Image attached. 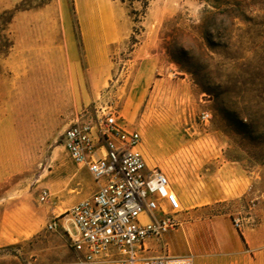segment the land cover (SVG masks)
Here are the masks:
<instances>
[{
    "label": "rangeland",
    "instance_id": "obj_1",
    "mask_svg": "<svg viewBox=\"0 0 264 264\" xmlns=\"http://www.w3.org/2000/svg\"><path fill=\"white\" fill-rule=\"evenodd\" d=\"M3 12L13 48L0 54V264H78L45 226L97 190L63 146L94 107L138 129L148 165L171 177L185 210L174 255L264 264V0H152L146 12L139 1L0 0Z\"/></svg>",
    "mask_w": 264,
    "mask_h": 264
},
{
    "label": "built area",
    "instance_id": "obj_2",
    "mask_svg": "<svg viewBox=\"0 0 264 264\" xmlns=\"http://www.w3.org/2000/svg\"><path fill=\"white\" fill-rule=\"evenodd\" d=\"M199 120L207 124L211 113L202 112ZM63 146L97 185L45 226L66 239L78 264H196L192 255L171 253L166 239L180 229L185 210L169 174L148 165L138 129L113 109L94 107L72 121ZM50 197L43 190L39 201Z\"/></svg>",
    "mask_w": 264,
    "mask_h": 264
},
{
    "label": "trees",
    "instance_id": "obj_3",
    "mask_svg": "<svg viewBox=\"0 0 264 264\" xmlns=\"http://www.w3.org/2000/svg\"><path fill=\"white\" fill-rule=\"evenodd\" d=\"M122 3H126L129 1L131 4H133L135 1H139L142 3L143 11H147L150 2L152 0H119ZM45 4V3H43ZM40 7V6H39ZM13 19V15L11 16L8 12L0 13V54L3 56H7L9 54V51L11 48H13L12 43H10L8 37L3 35V32L7 29V26L11 23ZM240 237L242 241L245 243V239L242 234H240Z\"/></svg>",
    "mask_w": 264,
    "mask_h": 264
},
{
    "label": "crops",
    "instance_id": "obj_4",
    "mask_svg": "<svg viewBox=\"0 0 264 264\" xmlns=\"http://www.w3.org/2000/svg\"><path fill=\"white\" fill-rule=\"evenodd\" d=\"M67 78H68V76H67ZM67 78H66V81H67ZM72 78H73V77H72ZM66 81H65V84L68 83V81H67V82H66ZM69 82H70V81H69ZM68 84H69V83H68ZM80 168H82V167H80ZM83 169H85V168H83ZM85 170L88 172L87 169H85ZM88 173H89V172H88ZM89 175H90V174H89ZM90 176H91V175H90ZM82 201H83V200H82ZM80 202H81V201H80ZM166 240H167V242H168V244H169V246H170V242H169V241L171 240V236H169V234H168ZM170 250H171V246H170ZM171 253H172V250H171ZM172 254H173V253H172Z\"/></svg>",
    "mask_w": 264,
    "mask_h": 264
},
{
    "label": "bare ground",
    "instance_id": "obj_5",
    "mask_svg": "<svg viewBox=\"0 0 264 264\" xmlns=\"http://www.w3.org/2000/svg\"><path fill=\"white\" fill-rule=\"evenodd\" d=\"M65 78H67V76L65 75ZM74 78V77H73Z\"/></svg>",
    "mask_w": 264,
    "mask_h": 264
}]
</instances>
